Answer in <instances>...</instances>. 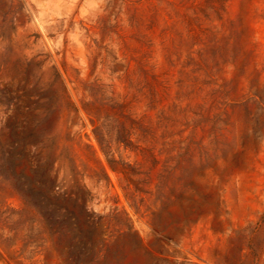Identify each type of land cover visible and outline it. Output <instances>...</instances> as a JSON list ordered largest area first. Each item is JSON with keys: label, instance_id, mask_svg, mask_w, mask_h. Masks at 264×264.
Wrapping results in <instances>:
<instances>
[{"label": "rangeland", "instance_id": "374dc122", "mask_svg": "<svg viewBox=\"0 0 264 264\" xmlns=\"http://www.w3.org/2000/svg\"><path fill=\"white\" fill-rule=\"evenodd\" d=\"M0 264H264V0H0Z\"/></svg>", "mask_w": 264, "mask_h": 264}, {"label": "trees", "instance_id": "16d2710c", "mask_svg": "<svg viewBox=\"0 0 264 264\" xmlns=\"http://www.w3.org/2000/svg\"><path fill=\"white\" fill-rule=\"evenodd\" d=\"M14 135H18V133H16V131H15ZM18 136H19V135H18ZM21 136H22V137H20V138L17 137L18 139H16L15 142L18 143V144H20V145L22 146L20 152H21L22 154H25V153H26V152H25L26 149L29 147V145L32 144V142L29 141V138H31V133H30V132H29V133H23V134H21ZM108 164H109V166L111 167V163H110L109 160H108ZM111 168H112V167H111ZM24 202L27 203V201H26L25 199H24Z\"/></svg>", "mask_w": 264, "mask_h": 264}]
</instances>
